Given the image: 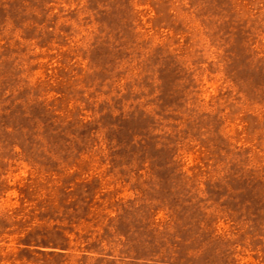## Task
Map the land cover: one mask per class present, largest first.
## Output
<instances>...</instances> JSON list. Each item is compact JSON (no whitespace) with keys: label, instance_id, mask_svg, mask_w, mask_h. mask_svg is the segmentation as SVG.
I'll list each match as a JSON object with an SVG mask.
<instances>
[{"label":"rangeland","instance_id":"obj_1","mask_svg":"<svg viewBox=\"0 0 264 264\" xmlns=\"http://www.w3.org/2000/svg\"><path fill=\"white\" fill-rule=\"evenodd\" d=\"M0 264H264V0H0Z\"/></svg>","mask_w":264,"mask_h":264}]
</instances>
